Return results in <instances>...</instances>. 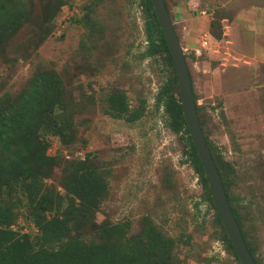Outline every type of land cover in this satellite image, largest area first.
Wrapping results in <instances>:
<instances>
[{
	"label": "rangeland",
	"instance_id": "1",
	"mask_svg": "<svg viewBox=\"0 0 264 264\" xmlns=\"http://www.w3.org/2000/svg\"><path fill=\"white\" fill-rule=\"evenodd\" d=\"M96 1L66 0L53 31L39 43L34 29L50 0H31L33 15L0 52V95L18 91L40 60L58 72L75 98L82 91L93 94L87 102L82 98L86 107L73 117V141L49 136L48 152L60 156L61 164L94 155L108 181L94 222L127 219L136 232L147 217L177 239L181 264H237L179 135L165 126L162 107L155 108L160 75L153 59L139 58L145 38L138 0ZM166 4L188 55L204 129L231 166L230 192L264 264V0ZM90 17L93 32L84 25ZM211 21L216 32L221 28L219 38L210 33ZM112 88L125 89L131 104L137 95L145 98V114L132 123L104 114L102 98ZM60 169L54 168L48 184L58 186ZM14 228L36 233L22 209Z\"/></svg>",
	"mask_w": 264,
	"mask_h": 264
},
{
	"label": "trees",
	"instance_id": "2",
	"mask_svg": "<svg viewBox=\"0 0 264 264\" xmlns=\"http://www.w3.org/2000/svg\"><path fill=\"white\" fill-rule=\"evenodd\" d=\"M65 1L50 0L43 6L42 20L34 29L39 43L53 31V19ZM164 2L168 9L166 0ZM91 3L96 6L98 2L91 0ZM138 4L145 38L139 58L153 59L160 75L155 108L162 107L165 126L179 135L186 161L197 175L203 197L214 209V219L225 249L231 252L237 264H241L213 203L207 178L182 116L175 70L151 1L138 0ZM31 15V0H0V52ZM94 23L90 17L84 25L93 32ZM209 30L215 38L220 37L221 28L216 32L213 21ZM184 56L205 140L246 246L255 262L261 264L236 199L230 192L231 166L204 129L200 117L202 106L196 103L187 53ZM46 65L42 60L35 63L18 91L0 95V264H181L174 250L177 239L163 233L147 217L141 219L136 232H132L131 222L127 219L94 222V213L108 188V181L94 161V155L86 153L61 164L60 156L48 152L49 136L64 144L73 141V117L86 107L82 98L87 102L93 94L82 91L75 98L58 72ZM102 100L104 114L128 123L139 120L146 111L145 98L137 95L135 103L131 104L122 88L108 90ZM57 166L61 167V173L58 186H54L46 180L52 177ZM20 209L36 229L32 236L14 228ZM87 227H90L89 231L84 230Z\"/></svg>",
	"mask_w": 264,
	"mask_h": 264
},
{
	"label": "water",
	"instance_id": "3",
	"mask_svg": "<svg viewBox=\"0 0 264 264\" xmlns=\"http://www.w3.org/2000/svg\"><path fill=\"white\" fill-rule=\"evenodd\" d=\"M155 12L160 30L171 56L182 107V116L189 135L196 149L197 156L207 178L213 203L221 219L223 228L230 240L241 264H257L250 254L242 237L238 223L233 215L227 195L211 155L210 148L205 140L196 111L191 78L185 61L184 51L175 31L164 0H150Z\"/></svg>",
	"mask_w": 264,
	"mask_h": 264
},
{
	"label": "built area",
	"instance_id": "4",
	"mask_svg": "<svg viewBox=\"0 0 264 264\" xmlns=\"http://www.w3.org/2000/svg\"><path fill=\"white\" fill-rule=\"evenodd\" d=\"M206 43H207V40H204V41L202 42L203 45H205Z\"/></svg>",
	"mask_w": 264,
	"mask_h": 264
}]
</instances>
